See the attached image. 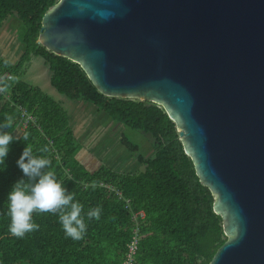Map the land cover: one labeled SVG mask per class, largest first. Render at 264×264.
I'll list each match as a JSON object with an SVG mask.
<instances>
[{"label":"water","instance_id":"1","mask_svg":"<svg viewBox=\"0 0 264 264\" xmlns=\"http://www.w3.org/2000/svg\"><path fill=\"white\" fill-rule=\"evenodd\" d=\"M39 42L163 107L223 221L211 264H264V0H61Z\"/></svg>","mask_w":264,"mask_h":264},{"label":"trees","instance_id":"2","mask_svg":"<svg viewBox=\"0 0 264 264\" xmlns=\"http://www.w3.org/2000/svg\"><path fill=\"white\" fill-rule=\"evenodd\" d=\"M60 1L0 0V31L11 16L25 26L21 58L13 63L0 57V81L4 75L12 78L2 81L10 87L0 93V123L5 114L12 115L13 127L4 131L15 137L0 166V264H124L138 223L137 264H211L227 242L223 221L214 213V195L202 185L192 158L185 153L176 123L161 106L103 96L79 64L40 44L44 18ZM33 57L46 61L53 87L67 99L91 104L116 123L152 136L156 150L152 159L139 154V147L127 137L122 139L144 166L143 173L85 169L78 159L82 148L70 127L69 114L43 91L22 81ZM24 114L36 123H28L17 137ZM27 145L34 156L51 160L46 170L54 171L58 182L83 205L87 233L82 240L65 238L58 215L49 213L33 214L39 231L23 239L10 235L7 198L17 181L27 180L17 165ZM45 146L49 152L41 153L39 149ZM97 206L102 208L100 220H88L87 212ZM141 212L145 219L136 222L134 214Z\"/></svg>","mask_w":264,"mask_h":264},{"label":"rangeland","instance_id":"3","mask_svg":"<svg viewBox=\"0 0 264 264\" xmlns=\"http://www.w3.org/2000/svg\"><path fill=\"white\" fill-rule=\"evenodd\" d=\"M24 32L25 26L17 16L6 20L0 31V57L13 63L21 58L24 52L21 38ZM22 81L43 91L69 114L70 127L82 148L78 158L85 169L97 171L106 167L118 173H143L145 168L138 164L137 155L123 146V137L139 147V154L147 159L154 158L156 150L150 134L116 123L91 104L72 101L61 95L52 85V73L43 58L33 57ZM22 130L25 131L24 128ZM20 133L17 132V137Z\"/></svg>","mask_w":264,"mask_h":264},{"label":"clouds","instance_id":"4","mask_svg":"<svg viewBox=\"0 0 264 264\" xmlns=\"http://www.w3.org/2000/svg\"><path fill=\"white\" fill-rule=\"evenodd\" d=\"M10 85L0 81V93H6ZM14 117L5 114L4 122L0 123V166L5 164L9 154V145L15 137L4 129L13 127ZM23 139L27 141L25 134ZM41 153L49 152L47 146L39 149ZM18 167L22 170L25 179L17 181L8 195L7 215L10 218L8 231L11 236L23 239L27 234L39 231L40 225L33 220V214L58 215L59 223L64 231L65 238L80 241L87 233L83 205L75 200L73 193H68L61 182H58L56 173L46 170L51 167V160L46 157L33 155L30 145L24 149ZM102 208L97 206L87 212L88 220H100Z\"/></svg>","mask_w":264,"mask_h":264},{"label":"built area","instance_id":"5","mask_svg":"<svg viewBox=\"0 0 264 264\" xmlns=\"http://www.w3.org/2000/svg\"><path fill=\"white\" fill-rule=\"evenodd\" d=\"M5 80L10 81L12 80V78L10 75H4L1 78V81H5ZM23 117L25 118V121L22 122L21 128L19 129L21 133L24 132L22 128L26 129L28 123H32V124L36 123L35 118H32L26 114H24ZM127 203L129 205L132 204L131 201H127ZM141 218L145 219V213L141 212V213L134 214V219L136 222H139ZM140 234H141V227H140V223H138V226L135 229V235H134L133 241L129 244L128 253L126 255L124 264H137V258L140 252V241H141Z\"/></svg>","mask_w":264,"mask_h":264},{"label":"crops","instance_id":"6","mask_svg":"<svg viewBox=\"0 0 264 264\" xmlns=\"http://www.w3.org/2000/svg\"><path fill=\"white\" fill-rule=\"evenodd\" d=\"M23 133H20V135L18 136V137H20L21 135H22ZM79 159V158H78ZM80 162H81V160H80ZM137 162H138V160H137ZM139 164V163H138ZM96 171V170H95ZM93 172V171H92ZM127 172H125V174H126Z\"/></svg>","mask_w":264,"mask_h":264}]
</instances>
